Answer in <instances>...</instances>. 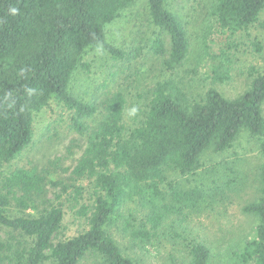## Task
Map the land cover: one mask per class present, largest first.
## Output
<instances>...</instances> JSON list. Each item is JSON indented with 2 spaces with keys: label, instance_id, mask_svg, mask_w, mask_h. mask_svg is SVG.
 <instances>
[{
  "label": "trees",
  "instance_id": "1",
  "mask_svg": "<svg viewBox=\"0 0 264 264\" xmlns=\"http://www.w3.org/2000/svg\"><path fill=\"white\" fill-rule=\"evenodd\" d=\"M133 1L0 0V170L32 141L34 115L44 107H59L78 132H86L87 118H98L73 169L72 191L67 193L64 183L51 182L61 186L54 199L65 193V200L53 204L44 199L45 171L17 167L2 177L0 226L7 238H0V264H78L89 253L100 255L106 264H138L119 246L111 227L122 219L132 239H152L172 210L193 206L205 195L199 188L184 189L170 181L161 191L167 170L195 172L206 150L226 151L242 130L256 140L262 163L260 194L242 208L256 218L255 234L238 258L240 264H264V68L251 66L248 88L234 98L209 87L202 97L185 94L184 103L177 83L157 81L144 116L131 129L126 127L123 92L111 91L101 110L72 92L73 75L82 64L87 67L83 60L88 53L101 49L114 61L127 59L125 50L107 40L106 28ZM146 4L156 29L149 47L155 54H166L163 35L168 36L165 67L173 72L189 52L185 25L170 0ZM263 10L264 0H216L211 13L215 28L203 47L208 78L229 80L234 54L241 47L263 50L258 39L248 37ZM79 179L92 181L88 202H81ZM73 201L68 209L84 219L85 226L64 235V204ZM128 201L147 208L137 223L123 214ZM189 254L190 264H211L210 249L202 243H191Z\"/></svg>",
  "mask_w": 264,
  "mask_h": 264
},
{
  "label": "rangeland",
  "instance_id": "2",
  "mask_svg": "<svg viewBox=\"0 0 264 264\" xmlns=\"http://www.w3.org/2000/svg\"><path fill=\"white\" fill-rule=\"evenodd\" d=\"M216 0H170V4L185 25L189 38V52L180 66L167 71L165 61L169 51V39L165 37L166 54H155L149 47L154 30L147 11L146 0H134L121 12V16L106 28L109 42L127 53L125 61H114L101 49L84 57V63L74 73L72 92L85 101L98 105L113 90L123 92L126 97V127L137 126L147 109L152 87L157 81L172 79L186 98L202 97L209 87L217 88L224 96L234 98L242 94L249 85L251 66L264 68V10L258 21L249 30V38L258 39L263 45L261 52L241 47L233 57L231 78L216 82L207 76V57L204 44L213 33L215 24L212 10ZM245 44H247L244 39ZM247 47V48H246ZM252 50V51H251ZM181 98V99H183ZM60 111V113H59ZM99 114V113H98ZM97 114V115H98ZM98 118H87L86 132H78L64 119L59 107H44L34 115L32 141L0 170L2 177L17 167L45 171L46 193L44 197L53 204L58 200L54 193L60 185L72 191L73 169L84 155L88 144L87 135L96 128ZM262 163L257 142L246 130H242L233 146L223 152L206 150L200 159V167L193 173L181 175L167 170V180L160 185L161 191L170 181L184 189L199 188L205 195L193 206L172 210L158 228L156 235L147 242L132 239L123 230V220L110 229L119 246L138 264H190L189 245L202 243L210 249L211 264H240L238 253L255 234L256 218L242 211L244 205L259 196V167ZM171 169V168H169ZM41 174V175H43ZM83 185V202H88V193L93 184L89 180H77ZM54 199V200H52ZM165 201H168V194ZM45 203H48L45 201ZM65 203L66 216L61 233L70 235L81 231L84 219H80ZM16 213L14 207L9 208ZM147 213V208L128 201L123 214L135 217V223ZM59 236V235H58ZM0 238H7V230L0 226ZM7 264V263H3ZM45 264H53L47 261ZM78 264H106L100 255L89 253Z\"/></svg>",
  "mask_w": 264,
  "mask_h": 264
}]
</instances>
